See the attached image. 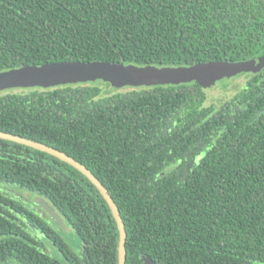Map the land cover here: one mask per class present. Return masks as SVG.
<instances>
[{
  "label": "trees",
  "instance_id": "obj_1",
  "mask_svg": "<svg viewBox=\"0 0 264 264\" xmlns=\"http://www.w3.org/2000/svg\"><path fill=\"white\" fill-rule=\"evenodd\" d=\"M262 58L264 0H0V72ZM240 76L243 87L219 107L207 106L197 82L5 91L0 132L52 147L97 177L124 221L126 264H264V68ZM35 196L65 219L79 252ZM119 239L82 173L0 139V264H118Z\"/></svg>",
  "mask_w": 264,
  "mask_h": 264
},
{
  "label": "water",
  "instance_id": "obj_2",
  "mask_svg": "<svg viewBox=\"0 0 264 264\" xmlns=\"http://www.w3.org/2000/svg\"><path fill=\"white\" fill-rule=\"evenodd\" d=\"M264 68V58L241 62L217 61L200 63L189 67H139L109 62H66L44 66H25L18 69L0 72V93L17 89H52L63 86L104 82L113 88H141L168 85L199 83L204 89L212 88L223 79H230L241 74L257 73ZM0 139L18 143L35 150L47 153L69 164L82 173L101 193L108 203L119 230V263L126 264L127 231L120 211L112 197L83 164L72 157L43 144L0 132ZM33 203L39 206L50 219L64 231L70 232L65 219L46 199L35 196ZM145 264H157L144 257Z\"/></svg>",
  "mask_w": 264,
  "mask_h": 264
},
{
  "label": "rangeland",
  "instance_id": "obj_3",
  "mask_svg": "<svg viewBox=\"0 0 264 264\" xmlns=\"http://www.w3.org/2000/svg\"><path fill=\"white\" fill-rule=\"evenodd\" d=\"M246 82L245 76H236L230 79H223L212 88L206 89L208 101L207 106L219 107L222 102L231 99ZM19 90V89H18ZM24 198L31 200V196L25 192L20 193ZM63 239L72 247L75 252L81 249V242L78 236L73 232L62 233ZM49 250L52 255L60 257L58 250L49 244Z\"/></svg>",
  "mask_w": 264,
  "mask_h": 264
}]
</instances>
